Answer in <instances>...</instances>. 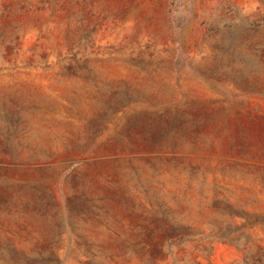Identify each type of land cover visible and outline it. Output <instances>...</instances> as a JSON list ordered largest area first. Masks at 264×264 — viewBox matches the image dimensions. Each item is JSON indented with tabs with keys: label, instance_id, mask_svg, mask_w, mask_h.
<instances>
[{
	"label": "rangeland",
	"instance_id": "1",
	"mask_svg": "<svg viewBox=\"0 0 264 264\" xmlns=\"http://www.w3.org/2000/svg\"><path fill=\"white\" fill-rule=\"evenodd\" d=\"M0 264H264V0H0Z\"/></svg>",
	"mask_w": 264,
	"mask_h": 264
}]
</instances>
